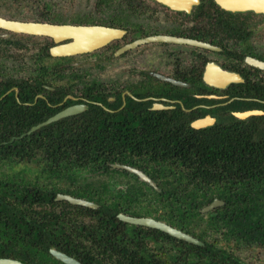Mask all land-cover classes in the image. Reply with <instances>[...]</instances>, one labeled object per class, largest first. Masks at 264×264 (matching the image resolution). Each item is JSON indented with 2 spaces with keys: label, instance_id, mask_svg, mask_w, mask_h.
I'll return each instance as SVG.
<instances>
[{
  "label": "flooded vegetation",
  "instance_id": "obj_1",
  "mask_svg": "<svg viewBox=\"0 0 264 264\" xmlns=\"http://www.w3.org/2000/svg\"><path fill=\"white\" fill-rule=\"evenodd\" d=\"M67 3L64 13L63 9L53 8L52 0L19 3L27 11L33 12L34 7L40 10L32 20L25 21L4 14L0 8V18L107 28L113 33L111 41L89 53L54 58L50 50L55 42L50 37L0 28V93L7 89L0 95V102L13 97L9 103L16 102L30 111L26 113L28 118L47 116L41 123L71 108L79 112L61 120L88 112L100 116L104 112L101 118L107 124L108 135L123 137L128 144L133 138H150L141 147L146 154H153L154 158L147 161L153 168L166 165L181 171L199 167L197 152L192 151L198 147L203 153L202 170H236L241 165L236 161V146L242 135H252L247 140L250 151L258 152L257 144L264 142V120L256 118L264 115L239 116L264 113V70L247 63L248 58L264 62L263 13L232 12L216 0H199L198 4L194 0H174L171 6L165 0H91V6L84 11L80 10L81 4ZM29 36L44 37L46 44L31 53L30 44L18 38ZM173 38L197 41L215 49L173 43ZM51 58L57 61L51 63ZM227 74L237 75L239 80L228 79ZM39 124L20 137L46 127L32 131ZM260 147L259 152L264 153V145ZM225 148L229 151L222 152ZM136 150L140 151L138 147ZM256 162L264 169V160ZM113 165L118 164H112V168ZM219 184L220 189L215 182H206L203 188L209 197L199 209L204 216L201 231L194 224L189 234L180 230L201 244L183 242L202 247V259L212 264H264V221L251 224L245 231L239 224L240 211L244 206L255 207L250 202L253 200L260 199V209L256 206L255 211L264 216V186L256 188L259 194L254 189L244 199L236 196L229 201L233 186ZM126 185H130V179ZM145 205L152 208L148 202ZM211 219L217 221L216 227L210 224ZM200 233L202 239L198 237ZM148 245L151 251L155 249L152 241ZM169 246L164 260L172 264V255L177 252Z\"/></svg>",
  "mask_w": 264,
  "mask_h": 264
},
{
  "label": "trees",
  "instance_id": "obj_2",
  "mask_svg": "<svg viewBox=\"0 0 264 264\" xmlns=\"http://www.w3.org/2000/svg\"><path fill=\"white\" fill-rule=\"evenodd\" d=\"M9 99L14 100L9 97L0 102V258L27 264H63L51 254L54 249L82 264H169L164 259L170 244L177 252L171 254L172 264H212L211 260L202 259V247L176 240L159 230L126 224L118 215L150 217L189 234L192 224L197 231L204 224L199 209L209 197L203 192L206 182L217 183V189L219 182L233 186L229 201L236 196L244 199L264 186V169L256 162L264 160V153L259 152L264 142L257 144L258 152L250 151L247 140L252 135L239 138L236 161L241 165L236 170H202L203 153L198 147L192 151L197 152L199 167L181 171L166 165L153 168L147 164L153 154H146L141 147L150 138H133L128 144L123 137L108 135L107 124L101 118L104 112L100 116L88 112L64 119L20 137L47 116L28 118L26 113L30 111L16 102L9 103ZM225 139L227 142L228 138ZM222 145L224 148L225 144ZM112 164L138 168L157 184L159 191L134 174L113 169ZM59 194L99 207L94 210L73 206L58 201ZM147 202L152 208L145 205ZM250 202L257 206L260 199ZM256 206H244L240 211L241 230L264 221V216L255 211ZM210 224L216 227L217 221L211 219ZM198 237L202 239V234ZM151 241L155 244L153 251L148 245ZM190 249L194 250L192 254Z\"/></svg>",
  "mask_w": 264,
  "mask_h": 264
},
{
  "label": "water",
  "instance_id": "obj_3",
  "mask_svg": "<svg viewBox=\"0 0 264 264\" xmlns=\"http://www.w3.org/2000/svg\"><path fill=\"white\" fill-rule=\"evenodd\" d=\"M165 2L169 4V3L174 2V0H171V1L165 0ZM198 2L199 0H194V4H198ZM216 2L220 4L224 9L232 11V12H242V11L252 10L257 13L264 14V0H216ZM0 28L3 30H7L10 32H15L19 34L50 37L55 42V46L52 47L50 50L51 56L54 58L72 57L78 54L89 53L91 51H95L101 47H104L112 39V35H111L112 31H110L107 28H99V27L52 25V24H45V23H24V22L7 21V20L0 18ZM98 30H101V31L108 30L107 33L109 34L105 36H100V37L99 36L93 37L92 35H97V33H99ZM48 31L55 32L56 36L59 37L60 39H57L50 34H47ZM92 32H95V34H93ZM68 40H72L73 42L68 43V44H63V42L68 41ZM170 41L173 43L186 42L193 46H199V47L208 48V49H215L214 47L208 44L199 43L197 41H191V40L189 41V40L176 39V38H173ZM142 43H144V40L142 41ZM61 47H68V49L67 51H63L59 53L57 49ZM121 51H123V49ZM247 63L250 66L264 70V62L262 61L248 58ZM227 76L229 77L228 79L239 80V77L237 75L227 74ZM215 85L221 86L219 84H215ZM78 112H79L78 108L67 109L59 113L58 115L48 119L46 122L41 123L38 126L34 127L32 131H35L41 127L50 125L63 118L75 115ZM254 115L261 116V115H264V113L263 112H251V113L245 114L244 116H239V117L246 118L248 116H254ZM195 127L197 126L195 125ZM113 168L119 169V170H125L131 174H134L140 179L141 182H144L148 184L150 187L158 190L155 182L150 177H148L144 172L138 169H135V168H132L126 165H120V164L113 165ZM57 200L66 201L73 206L85 207V208L94 209V210L98 209L99 207L97 204L93 202H90L84 199L75 198L70 195L59 194L57 196ZM118 218L120 219V221L126 224H129V225L141 226V227H145L149 229L159 230L178 240L185 241L191 244H201V242L191 237L190 235L178 229H175L163 222L150 218V217H133V216H129L127 214L121 213L118 215ZM51 254L63 264H82L78 260L72 257H69L65 253L59 252L54 249L51 250ZM0 264H27V263H24L18 260H13V259L0 258Z\"/></svg>",
  "mask_w": 264,
  "mask_h": 264
},
{
  "label": "rangeland",
  "instance_id": "obj_4",
  "mask_svg": "<svg viewBox=\"0 0 264 264\" xmlns=\"http://www.w3.org/2000/svg\"><path fill=\"white\" fill-rule=\"evenodd\" d=\"M28 1H37L39 3H41L43 0H0V8L3 9V13L4 14H8V15H12V16H16L17 19L20 18H24L25 21H30L32 20V18L35 16L36 12L38 10H40V7H34L35 10H33V12L31 11H27L25 9L24 6H20L19 3H24V2H28ZM54 2L53 4V8L56 10H62L61 13H64L66 6L68 5L67 1H71L73 2L72 4H76L79 5L81 4L80 10L84 11L87 10L88 7L91 6V0H52ZM16 4V6L14 5ZM42 6V5H41ZM7 11H10L12 13H7ZM31 12V13H30ZM19 39H22L23 42H27L30 44L31 50H29L31 53L34 52L36 53L37 50H39L41 48L42 45L46 44V39L44 37H18ZM56 62L57 60H52L50 61L52 62ZM86 64V63H84ZM24 167V165H23ZM31 168H33L34 166L31 165ZM31 177V175H30ZM100 179H105L104 177L100 178ZM82 218V217H80Z\"/></svg>",
  "mask_w": 264,
  "mask_h": 264
},
{
  "label": "bare ground",
  "instance_id": "obj_5",
  "mask_svg": "<svg viewBox=\"0 0 264 264\" xmlns=\"http://www.w3.org/2000/svg\"><path fill=\"white\" fill-rule=\"evenodd\" d=\"M182 2H183V0H181ZM170 5H174L173 3H169ZM98 32L99 33H97V35H92L93 37L94 36H105V35H108L109 33H107L108 32V30H103V31H101V30H98ZM93 34H95V32H92ZM105 33V34H104ZM47 34H50V35H52L53 37H55V38H57V39H60L59 37H57L56 36V34H55V32H53V31H48L47 32ZM113 34V33H112ZM88 38V37H87ZM89 38H91V37H89ZM88 40V39H87ZM67 49H68V47H61V48H59V49H57V51L59 52V53H61V52H63V51H67ZM197 127H200V126H197Z\"/></svg>",
  "mask_w": 264,
  "mask_h": 264
}]
</instances>
